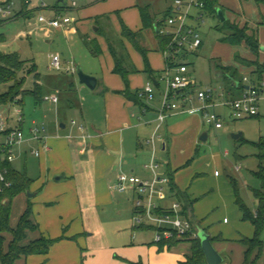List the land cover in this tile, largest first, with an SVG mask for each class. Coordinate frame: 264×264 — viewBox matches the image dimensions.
I'll return each mask as SVG.
<instances>
[{"label": "crops", "instance_id": "0c3cea01", "mask_svg": "<svg viewBox=\"0 0 264 264\" xmlns=\"http://www.w3.org/2000/svg\"><path fill=\"white\" fill-rule=\"evenodd\" d=\"M147 1V3L142 6L149 4L151 7V15L156 22L163 19L158 20V14L164 15L165 13L170 12V16L172 15L174 9L172 8V0ZM137 6L138 5H133L132 8L135 7L138 12L137 17L139 18V22H137V25L135 24L134 27L129 25L128 27L125 25L133 32H138L142 29V21ZM258 8L260 10L264 8V5L258 6ZM128 9L129 8L125 10ZM217 9H220L224 15L223 8L220 5H218ZM105 10L106 9H98L94 15H87V12L85 11V14L82 16L83 18H87L88 16L100 18L105 16V13H103ZM197 11V15H202V17L204 16L205 13L203 14V10L197 9ZM78 12H80V10L77 11V16L79 14ZM127 14H125L124 11L122 13L123 16ZM239 17L241 20V24L239 26L247 24L252 31H256L257 36L259 37L258 28L251 25L249 20L245 18L244 14H240ZM19 18L24 17H18L16 19ZM24 19L28 20L26 18ZM197 20L202 21L203 18L202 20L197 18ZM226 21L227 20L225 18V22ZM164 23H162L159 27V31L164 28ZM74 24L75 22L73 21L64 29L48 30L47 33L61 34L63 36L67 35L71 37L80 33V30L84 32L86 29L84 26L83 28L81 26L76 27ZM259 25H261V27L263 25L264 27V17ZM99 26H104L105 30L110 32L112 25L110 26V23L107 22V24L102 23L99 24ZM36 29L40 32L45 31L40 28ZM97 30L98 29L96 27V33ZM157 32L151 29L143 32L142 44L148 50L147 57L149 65L153 71V76L147 77L142 74H133L129 77L130 90L132 92L136 91L140 93L146 83H152L154 87L153 99L150 102H147L141 98L144 106L129 101L122 94L118 93L124 91L125 85L119 76L112 73L114 62L108 52L107 44L104 38H102L105 42L104 44H101V39L100 41L95 37H86L83 39L84 45L85 40H97L101 50L100 57L104 55H108L110 57V73L111 75L117 76L119 79L114 76L104 79L105 85L102 89V91L104 90L102 92L104 109L101 119L82 112L84 122H81L79 126H77L74 120H72L69 125L65 124L64 121H59V131L63 133L58 132L54 126H50V133H48L45 128V131L47 132V140L44 143L30 139L26 141L27 143L37 142L36 146H39L40 148L33 149V151H39L40 156H34L32 154L33 151H31V154L36 158L44 156L45 162H43L45 163V166L46 164L48 166L45 168L46 170L44 169V178H46L44 180H46V182L42 185L43 187L40 184V180L33 182L30 187L33 193L38 190L41 194L39 201L37 200L39 202L38 204L34 201L33 203L29 202L32 204V220L38 226V229L35 232L27 233V237L28 234H32V239H30L28 243L42 237L48 240H56V242L50 247L47 255H32L19 259V261L21 260L23 264H83V242L81 238H78L81 234L79 233V230L81 229H78L75 219L78 211H89L90 209L98 208L104 209L107 206L114 205L116 201L118 203V207H120L124 205L123 196L129 194L133 199L131 210V217L133 221L134 202L139 197L138 190L127 184L125 191L119 192L114 189V186L121 176H133L141 179L142 181H151V172L146 168V165L150 163L153 150L155 162L159 165L157 174L159 177L167 179L168 181L166 184L159 186L153 195L154 202L157 206L162 209H169L173 203H178V200L175 197V192H172L171 190L172 185L170 183V176H172V183L175 188L183 193L187 197V200L191 202V212L189 218L193 223L194 230L198 233L197 230L201 229L208 235L214 249L222 258L221 264H243L245 247L242 245L241 241L243 239H252L254 236V228L248 221H244L242 219V214L239 210V214L235 216L237 220L234 224L229 225L230 221H227L226 218H222V224L215 226L214 223L221 220V215L219 214H216V217L215 215H209L210 210L215 203V195H209L206 197L207 188H205V186L207 184H203L202 181L196 183L198 179H202L201 175H203V171L207 169L211 172L213 163H218L220 159V155L217 152L200 155V142H205L209 138V135L204 133L207 137L205 141H202L201 137L204 135H202V133L204 132L205 127L208 126L216 130V132L218 131V135H223L224 126L220 129H216L212 125L205 123L203 116L199 111V108L203 105V103L197 98V94L193 90V88L197 86L195 82H192L187 89L178 93V110L170 114L165 119L163 125L158 131L160 139L155 141L154 146L148 144V140L152 137L157 126V115L160 111L163 94L166 89V81L163 74L165 72V74H169L170 76L175 72L173 68H170L169 73L167 71L168 64L164 55H162L163 51L159 47L158 40L156 38ZM25 33H20L21 37H28V32L26 34ZM119 34L120 33H117V35ZM125 45L134 66L141 73L144 70V61L142 56L135 49L132 50V45L127 41H125ZM201 45L202 44H200L199 47H201ZM191 51L183 53L180 58V63H176L177 65H184L187 67V78L188 64H185L184 60L187 57V54ZM262 61L264 62V58H262ZM218 63L222 65L220 61H218ZM225 67H232L236 69V67L233 66ZM249 69H251V72L254 71L253 67ZM244 77H247L252 82L259 81L258 77L254 78L245 75L241 78L242 89H237V87L234 86L235 89L228 90L226 86L221 85L217 88H212L214 90L213 100L211 101V104L213 105L212 110L218 114L222 120L223 116H226L231 121H240L233 120L231 118L229 107L226 106L225 103L237 100L241 97L244 87H246L243 83ZM162 83H165V89L163 92H161ZM222 83L225 85L224 82ZM38 85L41 86L39 81ZM98 85L99 81L97 80L96 87ZM200 91L204 90L200 89L199 92ZM261 97V101L264 102V91ZM248 119L252 118L244 120ZM21 122V128L24 132L26 125L25 116ZM73 122L74 124H72ZM37 125L38 124L34 119L31 120L27 128L28 134L29 129ZM61 125H64V128H61ZM18 127H20L19 122L17 127L14 129ZM7 129H9L8 125ZM2 136L4 138L3 134L0 135V138ZM241 136L242 134L238 139H240ZM4 141L5 138L3 141L1 140L0 143H4ZM63 156L65 159H63ZM157 157L162 158L165 162H157ZM238 158L240 159L241 156L238 155ZM198 161H201V163L198 164ZM240 170L241 169L239 167L235 166L234 173L228 176L229 179H234L237 183L240 179L245 181ZM216 172L218 173V176L215 175ZM25 174L27 176L26 170ZM220 177L221 174L217 170H214V185H217L219 189L222 188ZM251 192L253 195V190ZM34 196L35 194H32V197ZM140 198L145 199L146 196H142ZM200 201L202 204L201 206H198ZM233 201L235 204L234 194ZM253 204L256 207L252 213L255 214L258 208L256 199ZM60 205L64 208L61 211L63 213L62 217L57 215L59 214ZM53 213H57V219ZM133 229L141 232L138 234L132 233V231L130 232L132 235H130V239L128 241L129 245H127V247L129 246V248L136 249L137 251L133 257L128 255L120 257V260L122 261V263L120 262L121 264H187V258L191 254L190 243L180 242L171 248H169L167 244H164L161 248L159 244L154 242L155 227L149 225L135 227L134 224ZM124 233H127L128 235V228L124 229ZM263 257L264 247L260 260L263 259ZM120 263L111 262L108 264Z\"/></svg>", "mask_w": 264, "mask_h": 264}, {"label": "rangeland", "instance_id": "374dc122", "mask_svg": "<svg viewBox=\"0 0 264 264\" xmlns=\"http://www.w3.org/2000/svg\"><path fill=\"white\" fill-rule=\"evenodd\" d=\"M43 1L51 8L55 7L57 3V0ZM146 1L147 0L78 1L77 7L75 10L69 11V15L73 18L76 27L81 26L83 28L84 26L86 29H83L84 32L80 30V33L71 37L61 34H50L46 31L40 32L36 29L33 18L28 20L19 18L2 25L0 27V32L5 35L6 41L0 44V52L17 53L22 60L29 61L30 64L34 63L36 65V74L39 75L38 81L39 84H41L40 94L42 96V101L37 104L32 97L27 96L24 99L22 107L7 106L2 108L0 110V115L7 121L9 129H14L18 125L17 119L19 115L16 113L17 109H20L23 112L22 115L25 116L26 125L24 134L27 139L29 137L27 128L30 121L33 119L38 124L37 126H43L42 128H46L48 133L51 131L50 126H54V128L60 132L59 121H64L65 124L69 125L71 121L74 120L77 126H79L81 122H84L82 112L101 119L104 109L102 94L104 91H102V89L105 85L104 79L117 76L111 75L110 73V57L108 55L93 57L83 43V39L86 37H95L98 40H102H100L101 44L105 43L102 36L95 32L97 27L95 25L96 20L99 17L95 18V16H88L91 18H83L82 15L85 14V11L87 15H94L98 9H106L105 12H103L105 16L98 19L99 24L109 22L110 26L112 25V30L117 34L121 32V23L134 27L135 24L139 22V18L137 17L138 12L136 8H132V6H142L148 2ZM216 3L223 8L224 16L228 24L240 25L241 20L239 15L244 14L251 25L258 28L259 44L260 47H264V27L263 25L262 27L259 25L264 17V8L259 10L254 0H217ZM69 5L70 0H64L63 3L59 4L60 7H69ZM127 8L129 9L125 10ZM172 8H174L172 13L173 16L181 20L185 19L186 25L192 26L197 30L199 40L202 44L198 49L196 48L189 52L184 60V63L188 64L189 81L197 84V86L193 88L196 94L200 89L205 90L211 86V88H217L220 85L225 86L222 83V76L215 68L218 61H220L222 65L236 67L238 79H241L242 76L245 75L257 78L256 74L250 71L251 69L238 65L236 58L240 57L249 61L263 62L262 58H264V53L261 52L258 57H255L245 46L234 47L221 42L220 40L223 38L224 32L219 29L223 28V23L219 21L217 15L207 12L204 14L203 11V20L198 21V11L196 8L189 9L187 6H183L181 10L177 11L174 7V0H172ZM78 10H80V12H78L79 17L76 15ZM122 10L125 14H128L123 16ZM43 13L47 16L51 14L50 11H43ZM163 17L164 15L162 14L157 15L158 20H161ZM22 32H28V37H21L20 33ZM133 49L132 47V50ZM54 57L59 59V70H56L52 66ZM180 58L177 59L176 63H180ZM72 66L75 70L80 69L84 74L96 78L99 81V85L94 90H90L86 86L80 84L77 74L70 71ZM26 67L29 68L30 65ZM175 69L176 68L173 70ZM137 74L145 75L143 72ZM173 75L172 73L170 76H167L164 72L163 77L165 81H167L168 78L172 79ZM21 76H23V73L20 74V77ZM24 76L26 79L23 89L27 91L33 90L34 85L36 83L38 84L35 75L31 74ZM164 89L165 83H162L161 92H163ZM1 90L4 89L1 88ZM48 97H56L58 103L44 101V99ZM223 126V135H218V131L216 132V130L208 126L205 127L202 133V135L207 133L209 138L205 142H200V155L217 152L220 155V159L218 163H213L211 172L206 169L203 171V175H201L202 179L196 181V183L202 181L203 184H207L205 186V188H207L206 197L215 195V203L209 214L212 216L215 215V217L217 216L216 214L221 215V220L216 221L214 223L215 226L222 224V218H226L227 221H230L229 225L234 224L237 220L235 216L239 214V209L237 205L234 204L232 186L228 177L234 173L235 166L241 169V174H243L245 179V181L240 179L238 182L240 198L251 212H253L256 207L253 204L255 198L251 191L259 189L260 185L259 182L252 177V173L258 171L261 163L264 166V158L261 160L259 157L260 150L257 147L259 143L264 142V102L261 101L260 103L259 115L257 117L248 120L231 121L226 116H223ZM46 133L45 136H47ZM237 134H242L240 139H234L232 137ZM1 140H4L3 136L0 138V141ZM36 143L37 142L27 143L25 141L21 145L15 146L13 149L15 160L12 167L16 172L21 174H24L26 170L27 177L33 182L40 180L42 186L46 182L44 176L45 168L48 166L47 164L45 166L44 156L36 158L31 154L33 149L40 148L36 146ZM238 155L241 156L240 159ZM63 159H65L64 156ZM156 159L157 162H165V160L160 157ZM200 163L201 161H198V164ZM214 170H217L221 174V190L217 185H214ZM150 176H152V174H150ZM32 194H35V196L32 197ZM40 194L38 190L33 193L31 189H29L26 193L16 197L12 204L10 219V227L12 229H15L19 218L30 204L29 202L33 203L34 201L36 204L39 203ZM123 201L124 205L120 207H118L116 201L114 205L107 206L104 209L98 208L77 212L75 219L78 229H81L79 230L81 234L78 238H81L83 242V264L122 263L120 257H124L123 255L133 257L136 253V249H131L129 246L127 247V245H129L128 241L130 235H132L130 232L132 231V233L138 234L141 231L133 229L134 224L131 217L133 199L131 195H124ZM201 204L200 201L198 206H201ZM59 207V214L53 213L56 219L57 215L60 217L63 216L61 211L64 208L62 205ZM125 228H128V235L124 233ZM2 236L5 237V245H7L11 240V236L8 233H4ZM30 239H32V234H28L24 244H27ZM261 239L264 241V232ZM263 263L264 257L259 260V264ZM14 264L23 263L21 260H18Z\"/></svg>", "mask_w": 264, "mask_h": 264}, {"label": "trees", "instance_id": "16d2710c", "mask_svg": "<svg viewBox=\"0 0 264 264\" xmlns=\"http://www.w3.org/2000/svg\"><path fill=\"white\" fill-rule=\"evenodd\" d=\"M21 12L17 15L18 17H24L31 19L34 15L35 10H27L24 4V0H18ZM203 3V11L209 14L217 15V3L213 0H200ZM257 6L264 5V0H254ZM60 3H56L54 9H64L59 7ZM140 18L142 21V29L138 32L131 31L127 26L121 23V32L119 35L115 34L110 28V32L105 30L104 26H99L97 18V34L104 38L108 52L113 59L114 67L112 73L119 76L124 85L125 89L123 92H118L126 97L129 101H132L138 105L144 106L142 99L139 97L138 92H132L130 90L129 77L133 74L139 73L134 66L130 54L126 48L125 41L130 43L132 47L142 56L144 61V70L142 71L147 77H152L153 71L148 62V50L143 46V32L146 30L159 31V27L164 23L166 18L170 16V12L165 13L161 21L156 22L151 15L149 4L140 6L138 5ZM106 22V21H105ZM4 22H0V27ZM107 24V22H106ZM224 32V36L221 42L227 43L230 46L240 47L245 46L255 57H258L261 53V47L259 44L258 36L256 31H252L247 24L239 26L236 24L223 23V28L219 29ZM222 32V33H223ZM156 38L158 40L159 47L162 51L166 49L170 38L168 36H162L157 32ZM6 38L4 34L0 32V44L4 43ZM85 46L93 57H99L101 55L100 46L97 40L91 41L85 40ZM237 63L241 66L251 68L253 67V73L258 77V82L263 80L264 75V62L249 61L240 57L236 58ZM30 65L29 68L26 66ZM177 66L176 63H169L170 68ZM216 70L222 76L223 82L228 90L235 89L234 83H238L237 89H242V81L238 79L237 70L232 67H225L219 63H216ZM36 65L30 64L29 61H24L20 58L17 53H4L0 52V110L7 106H18L22 107L24 99L30 96L34 99L35 103L42 101L40 94L41 86L38 84L34 85V89L27 91L23 89L25 84V76L34 74L36 80L39 79V75L36 74ZM23 76L20 77V74ZM5 87V88H4ZM3 88L4 90H1ZM246 87H244L245 89ZM22 112V111H21ZM23 113V112H22ZM24 116L22 115V119ZM18 129L22 130V122L19 123ZM23 131V130H22ZM260 150L259 157L261 160L264 158V142L257 145ZM3 168L7 169V179L11 182V188L0 194V264H14L22 257H28L32 255H47L50 247L56 242V240H48L44 237L31 241L27 245L23 242L27 238V233L35 232L38 226L32 220V206L29 204L26 210L23 212L19 221L12 229L10 227V219L12 213L13 201L19 195L29 191L33 181L29 179L26 174L16 172L12 165L8 162L3 163ZM252 176L259 181L260 188L253 190V196L257 200L258 208L256 213H252L244 204L243 200L239 195L238 183L234 179H230L235 204L242 214V219L248 221L254 228V236L252 239H243L242 245L245 247L243 256V264H259L260 257L262 255L264 242L261 240V236L264 232V166L261 163L258 171L252 173ZM171 190L175 192V197L181 207L180 215L190 220L191 202L187 200V197L178 191L172 183V176H170ZM168 209L158 208L156 214L162 215L168 213ZM170 213V212H169ZM191 221V220H190ZM192 222V221H191ZM193 224V223H192ZM194 227V226H193ZM8 233L11 236V240L5 245L6 239L2 234ZM180 242H188L191 245V254L187 258V264H206L205 257L201 248L199 239L185 238L184 240L172 239L168 242L160 243L159 245L164 246L167 244L169 248L179 244Z\"/></svg>", "mask_w": 264, "mask_h": 264}, {"label": "built area", "instance_id": "2783aa9c", "mask_svg": "<svg viewBox=\"0 0 264 264\" xmlns=\"http://www.w3.org/2000/svg\"><path fill=\"white\" fill-rule=\"evenodd\" d=\"M78 1L80 0H70L69 7H64L63 10L51 8L43 0H24V4L28 11L35 10L33 19L36 28L48 32V30L64 29L73 22L69 16V11L77 7ZM174 6L177 11L181 10L183 6H187L189 9H203V3L200 0H174ZM43 11H50L51 14L48 16L44 15ZM20 12L21 9L17 0H0V22L6 23L15 20ZM202 18V15H198L199 20H202ZM184 20L171 15L166 18L164 28L159 31L160 35L170 38L168 46L163 51L164 58L168 64V73L170 71L169 63H176L183 53L196 49L201 44L197 31L192 26L186 25ZM52 66L56 70L60 69L57 57L53 58ZM174 68L176 69L173 78H168L166 81V89L163 94L160 111L157 115L155 132L150 140H148V144L152 146H154L157 139H160L158 131L165 119L178 110V93L187 89L192 84L186 77V66L177 65ZM70 71L76 73L73 66ZM243 83L246 85V88L241 97L225 103L229 107L230 116L233 120H244L258 115L259 103L264 91V80L252 82L247 77H244ZM153 93L154 87L151 82H148L139 93V97L150 102L153 99ZM213 95L214 90L212 88H207L197 93V98L203 103L199 111L206 124L220 129L223 126V120L212 110L213 105L211 101L213 100ZM44 101L56 103L57 99L55 97H48ZM16 113L19 115L17 121L20 123L22 121V112L20 109H17ZM42 127H31L29 129V138L27 139L22 130L18 128L7 129V121L0 115V135L3 134L5 138L4 143H0V194L12 186L11 182L7 179V169L2 167L3 163L8 162L11 164L14 160L13 148L29 139L44 143L47 140V136H45L46 131ZM32 154L36 157L40 156L39 151H33ZM146 168L152 174L151 181H142L133 176H121L114 186V189L119 192H124L127 184L138 190L139 197L134 202L133 223L135 227L145 225L155 227L154 242L156 244L168 242L172 239L184 240L187 237L197 239V233L194 230L192 222L180 215L181 207L179 203H173L166 214H156L159 207L154 202L153 195L159 186L166 184L168 181L157 174L159 165L155 162L154 150L150 163L146 165ZM215 175L218 176V173L216 172ZM142 196H146V198H140Z\"/></svg>", "mask_w": 264, "mask_h": 264}, {"label": "water", "instance_id": "95a60500", "mask_svg": "<svg viewBox=\"0 0 264 264\" xmlns=\"http://www.w3.org/2000/svg\"><path fill=\"white\" fill-rule=\"evenodd\" d=\"M58 3H63L64 0H57ZM217 12V16L219 17L220 21L222 23L225 22V17L222 13V11L220 9L216 10ZM261 51L264 53V48H261ZM76 74L78 76L79 79V83L86 86L88 89L90 90H94L96 88V84H97V80L96 78L90 76V75H86L84 74L80 69L76 70ZM235 87H237L239 84L238 83H234L233 84ZM61 128H64V125L60 126ZM241 134H237V135H233L232 137L234 139H238L240 137ZM206 134H204L201 137L202 141L206 140ZM197 237L200 241L201 244V248L205 257V261L206 264H221L222 263V258L220 257V255L216 252V250L214 249L208 235L201 229L197 230Z\"/></svg>", "mask_w": 264, "mask_h": 264}]
</instances>
